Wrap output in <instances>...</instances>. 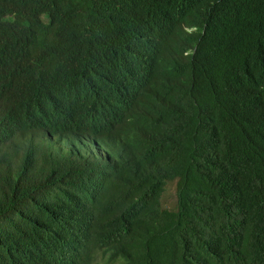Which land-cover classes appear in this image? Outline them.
I'll use <instances>...</instances> for the list:
<instances>
[{
    "label": "trees",
    "instance_id": "1",
    "mask_svg": "<svg viewBox=\"0 0 264 264\" xmlns=\"http://www.w3.org/2000/svg\"><path fill=\"white\" fill-rule=\"evenodd\" d=\"M0 264H264V0H0Z\"/></svg>",
    "mask_w": 264,
    "mask_h": 264
},
{
    "label": "rangeland",
    "instance_id": "2",
    "mask_svg": "<svg viewBox=\"0 0 264 264\" xmlns=\"http://www.w3.org/2000/svg\"><path fill=\"white\" fill-rule=\"evenodd\" d=\"M176 183H170L166 185V188L162 194L163 206L168 209H173L176 206Z\"/></svg>",
    "mask_w": 264,
    "mask_h": 264
}]
</instances>
